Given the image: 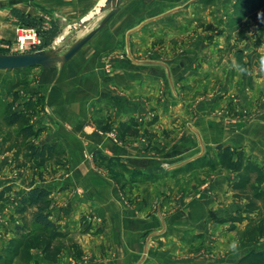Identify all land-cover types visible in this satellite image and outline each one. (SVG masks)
<instances>
[{
  "label": "crops",
  "instance_id": "1",
  "mask_svg": "<svg viewBox=\"0 0 264 264\" xmlns=\"http://www.w3.org/2000/svg\"><path fill=\"white\" fill-rule=\"evenodd\" d=\"M103 1L106 0H39V3L53 9L62 22L76 23L89 17ZM188 1L123 0L117 13L65 67L43 73V82L30 89V93L40 91L47 95L46 124L52 125L53 133H57L54 139L46 135L42 144L61 141L70 152V176L65 188L52 196L53 219L65 233L75 232L83 215L100 220L111 231V250L101 256L98 264H203L198 250L191 248L189 242L200 235L207 219L217 216L212 195H168L158 214L154 209L159 196L141 193L137 195L139 201L131 205L109 176L95 177L90 182L89 171L83 173L84 168L88 170L93 164L85 155L95 151H101L107 158L131 157L134 161L141 155L144 144L138 142L136 135L121 138L119 144L102 137L97 127H111L119 134L120 124L138 115L142 88L157 98L156 91L165 84L164 72L173 79L176 88L181 84L182 93L169 102L182 107L176 113L182 125L176 135L193 143L198 136L211 146H243L251 154L256 152L264 163V73L251 69L247 56L251 46L247 42L234 48L232 57L223 61L211 58L216 54L208 52L203 43L193 49L185 48L182 61H178L181 73L176 70L174 57L169 60L165 57L160 65H142L127 58V47L122 42L129 33L133 41L150 31V42L161 36L168 44L173 35L164 29L173 28L174 10L184 11ZM157 49L132 48L131 52L137 59L148 55L149 60L157 61ZM233 61L247 68V73L234 69ZM168 87L171 88L170 83L165 88ZM165 128L170 129L171 125L166 124ZM65 135H72L76 141ZM169 144L174 145L172 141ZM1 162L0 159V165ZM5 182L13 184L14 180ZM79 184L88 190H98L80 195ZM9 224L5 219L0 230L6 231ZM100 236L75 239L87 255ZM36 253L42 258V251ZM72 261L63 256L58 263Z\"/></svg>",
  "mask_w": 264,
  "mask_h": 264
},
{
  "label": "rangeland",
  "instance_id": "2",
  "mask_svg": "<svg viewBox=\"0 0 264 264\" xmlns=\"http://www.w3.org/2000/svg\"><path fill=\"white\" fill-rule=\"evenodd\" d=\"M96 8L92 11V15L82 20L86 21L81 24V22L69 23L65 20L62 22L61 16L55 14L53 9L40 4L39 0H0V54L21 55L57 48L62 55L76 40L99 26L108 10L95 16ZM15 9L25 13L27 10L29 11L27 14L41 19L45 29L50 28L52 21H57L61 33L50 46L42 48L43 39L40 31L19 26L13 12ZM177 10L179 9L174 10L173 28L164 29L168 31V34L173 35L172 39H168V44L161 36L150 42V31L143 33L142 36H136L133 41L130 37L131 33L126 36L122 45L125 43L127 58L130 61H136L142 65H160V61L165 60V57H168V60L174 57L177 63L176 70L181 73L182 67L178 61H182L181 54L185 48L193 49L199 43H203L208 52L216 54L210 56L211 58L223 61L232 57L234 48L247 42L251 46L247 55L250 67L255 69V72L259 71V58L264 55V20L258 18V14L264 13V0H189L184 11L176 12ZM25 36L31 38L27 39ZM62 37L64 39L56 44V41ZM245 38H248V41H244ZM132 48L147 50L158 48V56L155 57L157 61L149 60L148 55L137 59L131 52ZM65 65H56L51 69L35 67L12 71L0 70V159L2 161L0 186L2 188L10 185L13 190L24 194L26 191L21 192L28 190L34 183L52 190V196L65 188L66 180L70 176V152L61 141L42 144L46 135L54 139L57 133H53L52 125L46 124L48 122L46 94L40 91L30 93L32 87L35 89L43 82V73L61 70ZM211 69L214 70V67L212 66ZM162 79L165 84L156 91L157 98L151 96L148 90L141 89L139 113L125 122L137 130L138 142L144 144L143 148L134 144L142 148L141 155L134 161L131 157L127 160L107 158L101 151H95L93 154L85 155V158L93 164L88 170L84 168L83 173L89 171L90 182L94 181L95 177L109 176L117 183L119 191L124 197L126 196L125 200L131 205L139 201L140 197L137 195L141 193L159 196L154 209L158 214L164 206V198H168V195H176V197L212 195V200L216 203L213 207L217 216L207 219L204 229L199 236L189 242V246L198 250L199 261L203 264H240V260L250 250L264 249V202L261 198H256L251 191H235L232 188V183L238 180V176L220 166L216 156V146L219 144L206 145L198 136L195 143L187 142L178 134L176 135V131L182 127L180 116H176V113L181 111L182 107H175V104L173 106L169 102L172 101L171 98L182 93L181 84L176 88L173 79H169L165 72ZM168 83L171 88H165ZM10 103L13 104L12 111L26 113L28 123L36 132H39L36 137L26 141L20 134L19 125H7L5 113ZM166 118L168 121L165 120ZM166 124L171 125V128H165ZM97 128L102 137H109L120 144V132L118 134L117 131H112L111 127L102 125ZM65 138L76 141L72 135H65ZM171 141L174 143L173 146H169ZM27 142L37 147L44 144H57L60 152L43 169H40L30 158L31 153L26 147ZM222 145L242 149L247 156L264 167V163L257 158L256 152L251 154L243 146ZM202 157L210 159L215 166H188L191 161ZM5 179L6 181L13 179L14 182L5 185ZM67 187L70 188L69 185ZM95 190H88L79 184L77 193L84 195L94 193ZM249 203H255L257 207L252 208ZM16 207L17 203L13 199L0 202V211H3V215L0 216V225L5 223V219L10 222L9 226H6V231L3 228L0 230V264H60L58 262L63 256L73 260L65 264H88V262L98 264L102 259L101 256L111 250V231L104 228L100 220L83 215L75 232H68V237L62 240L64 249L56 262L45 260L43 255L40 258L36 253L41 251L38 249H31L15 257L9 250V241L18 236L15 231L23 226L22 215L16 213ZM7 212L8 214L5 215ZM26 216L30 221L31 212H28ZM236 219L239 220L236 221ZM32 229L30 225L29 230ZM9 232L11 236L8 235ZM94 235L102 237L100 236V240L95 242L94 249L92 248L91 252L87 251L86 255L75 238L84 240L83 237ZM233 241L239 242L238 251L235 253L230 249ZM74 245L76 246L73 247ZM146 251L147 249H144L145 254ZM145 254L143 253L144 256Z\"/></svg>",
  "mask_w": 264,
  "mask_h": 264
},
{
  "label": "trees",
  "instance_id": "3",
  "mask_svg": "<svg viewBox=\"0 0 264 264\" xmlns=\"http://www.w3.org/2000/svg\"><path fill=\"white\" fill-rule=\"evenodd\" d=\"M13 12L17 17L19 26L40 31L43 39L42 48L50 46L61 33L57 21H52L50 28L45 29L41 19L19 9H15ZM12 105L11 103L8 105L9 108L5 113L7 125H19L21 127L20 134L26 141L36 137L39 132H36L28 123L26 113L24 111H12ZM136 134L137 130H134L132 126L127 125V123L120 124L121 138ZM27 143L26 147L31 153L30 158L40 169H43L60 152L57 144H44L37 147L29 145L30 142ZM216 156L220 166L237 174L238 180L232 183V188L235 191H251L256 198H261L264 202V167L247 156L242 149L231 148L222 144L216 146ZM188 166L214 167L215 164L211 163L210 159L202 157L191 161ZM12 199L17 203L16 213L22 215L23 226L19 228L21 231L18 230V236L9 241V250L17 257L18 254L29 252L31 249H38L42 251L45 260L56 262L64 249L62 240L66 239L68 234L62 231L57 221L53 219L51 212L52 190L33 183L24 194H20L13 190L10 185L4 186L0 190V202H8ZM249 206L257 207L255 203H249ZM28 212H31L32 216L30 221L27 220L26 216ZM238 220L236 219V221ZM30 225L32 230H29ZM240 264H264V249L250 250L240 260Z\"/></svg>",
  "mask_w": 264,
  "mask_h": 264
},
{
  "label": "water",
  "instance_id": "4",
  "mask_svg": "<svg viewBox=\"0 0 264 264\" xmlns=\"http://www.w3.org/2000/svg\"><path fill=\"white\" fill-rule=\"evenodd\" d=\"M122 1L123 0H106L103 5L99 6V12H95V16L98 13H103L107 10L109 13L103 17L98 27L90 31L84 37L76 40L64 54H59L60 50L57 48L49 51L42 50L35 53L21 55L0 54V70L12 71L35 67L51 69L56 65H65L109 22V20L117 13ZM85 21H81V24ZM63 39L64 37L59 38L58 41H56V44Z\"/></svg>",
  "mask_w": 264,
  "mask_h": 264
},
{
  "label": "clouds",
  "instance_id": "5",
  "mask_svg": "<svg viewBox=\"0 0 264 264\" xmlns=\"http://www.w3.org/2000/svg\"><path fill=\"white\" fill-rule=\"evenodd\" d=\"M258 18L264 20V13H260L258 14ZM233 68L238 70L241 73H247V68H245L244 66H242L239 63H236L235 61H233ZM259 71L264 73V55H261L259 58ZM239 248V242L238 241H233L230 244V249L232 250V252H237Z\"/></svg>",
  "mask_w": 264,
  "mask_h": 264
},
{
  "label": "bare ground",
  "instance_id": "6",
  "mask_svg": "<svg viewBox=\"0 0 264 264\" xmlns=\"http://www.w3.org/2000/svg\"><path fill=\"white\" fill-rule=\"evenodd\" d=\"M104 4V1L99 5V6H101V5H103ZM96 12H99V7L98 8H96ZM25 38H27V39H29V38H31L30 36H25ZM22 40V39H21ZM23 41H25V40H23Z\"/></svg>",
  "mask_w": 264,
  "mask_h": 264
}]
</instances>
